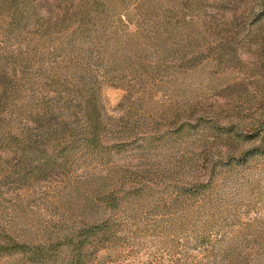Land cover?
I'll use <instances>...</instances> for the list:
<instances>
[{
	"label": "rangeland",
	"instance_id": "obj_1",
	"mask_svg": "<svg viewBox=\"0 0 264 264\" xmlns=\"http://www.w3.org/2000/svg\"><path fill=\"white\" fill-rule=\"evenodd\" d=\"M91 1L0 0V264H264V0Z\"/></svg>",
	"mask_w": 264,
	"mask_h": 264
},
{
	"label": "trees",
	"instance_id": "obj_2",
	"mask_svg": "<svg viewBox=\"0 0 264 264\" xmlns=\"http://www.w3.org/2000/svg\"><path fill=\"white\" fill-rule=\"evenodd\" d=\"M111 12L112 2L110 0H93L91 2L81 4L80 6L73 8H68V6L62 5V27H66L64 23H67L76 31L83 32L90 26L92 27V25H94L95 23L108 18Z\"/></svg>",
	"mask_w": 264,
	"mask_h": 264
}]
</instances>
